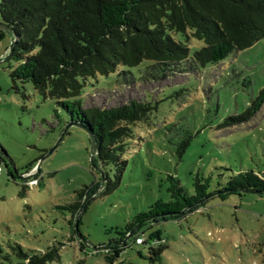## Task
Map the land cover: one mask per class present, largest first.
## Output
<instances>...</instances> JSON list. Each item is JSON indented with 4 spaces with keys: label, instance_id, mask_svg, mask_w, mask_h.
<instances>
[{
    "label": "rangeland",
    "instance_id": "374dc122",
    "mask_svg": "<svg viewBox=\"0 0 264 264\" xmlns=\"http://www.w3.org/2000/svg\"><path fill=\"white\" fill-rule=\"evenodd\" d=\"M9 43L5 35L0 58ZM202 45L192 40L189 48L193 52ZM10 71L0 62V148L26 179L9 178L8 161L0 153V264H25L19 248L33 255L51 246L59 249V260L50 264H105L104 254L110 252L114 257L108 264H264V196L255 194L211 200L176 221L143 229L145 237L157 231L165 240L156 260L150 259L149 245L135 246L133 240L131 248L122 249L116 236L106 233L156 200L168 201V175L189 192L196 176L210 177L213 189L240 171L264 175V98L248 110L264 88V39L217 65L202 68L189 59L160 67L146 61L89 79L80 97L83 108L130 101L152 105L149 120L135 128L118 185L107 194L99 189L88 134L76 126L41 161L39 172L34 170L68 118L30 83H14ZM28 166L32 170L26 171ZM33 179L42 187L28 186ZM85 188L78 229L94 249L69 240L72 215L58 208L75 202Z\"/></svg>",
    "mask_w": 264,
    "mask_h": 264
},
{
    "label": "trees",
    "instance_id": "16d2710c",
    "mask_svg": "<svg viewBox=\"0 0 264 264\" xmlns=\"http://www.w3.org/2000/svg\"><path fill=\"white\" fill-rule=\"evenodd\" d=\"M0 22L14 36L11 52L7 49L0 62L8 64L14 83H30L65 111L67 125L94 137L105 176L102 194H107L118 185L128 165L126 157L131 153L135 128L149 120L152 105L130 101L113 108H83L80 97L86 82L97 76L107 77L122 67L137 68L146 61L160 67L189 59L202 68L217 65L230 54L264 39V0H0ZM4 37L0 32V42ZM192 40L201 42L202 47L191 52ZM263 98L264 88L248 110ZM0 153L6 157L2 148ZM8 176L15 180L10 169ZM166 180L168 201L156 200L122 227L106 231L113 233L120 244L127 240L120 248H131L129 242L141 235L143 244L139 246L149 245L150 259H159L166 248L165 240L157 231L145 237L143 229L176 221L211 200L224 201L231 195L244 194L264 196V175L252 170L227 177L213 189L210 177L196 176L191 192L174 176L168 175ZM25 188H21L20 197H24ZM86 190L79 191L72 204L58 207L72 215L68 221L70 241H77L76 233L83 238L75 224L85 210L87 200H81ZM79 224L80 218L77 228ZM18 250L25 264L59 260V249L54 246L33 255ZM113 253L104 254L105 264L112 260Z\"/></svg>",
    "mask_w": 264,
    "mask_h": 264
},
{
    "label": "water",
    "instance_id": "95a60500",
    "mask_svg": "<svg viewBox=\"0 0 264 264\" xmlns=\"http://www.w3.org/2000/svg\"><path fill=\"white\" fill-rule=\"evenodd\" d=\"M0 32H2L4 35H7L9 37V40H10V43H9V53L11 52L12 50V47H13V44H14V36L11 32V30L3 25L1 22H0ZM71 125H67L66 127H64V129L62 130L60 136L58 137L56 143L54 144V146L51 148V150L42 158L39 160L37 166L35 167L34 170H36L38 172V169H39V166H40V163L43 159H45L48 155H50L56 148L57 146L60 144L61 140H62V137L66 134V132L68 131L69 127ZM88 137H89V142H90V156H91V161L95 160V164L93 166V168L96 170V172L98 173L99 175V180H100V187L99 189H103L104 186H105V176L103 174V171L101 169V166H100V163H99V160H98V156H97V149H96V142H95V139L94 137L88 133ZM5 157V156H4ZM8 161V167L10 169V171L12 172L14 178L16 180H21V179H26V177H23V176H20V175H17L18 173L16 172L13 164L11 163V161L5 157ZM83 210L81 211V213L77 216V219H76V224H75V229H78L77 228V221L79 220L81 214H82ZM76 239L79 243H81L84 247H86L88 249V247L90 246L89 243L87 241H85L83 238H81V236L76 233ZM127 240L125 239L122 244H124ZM91 249H94L96 247H91Z\"/></svg>",
    "mask_w": 264,
    "mask_h": 264
},
{
    "label": "built area",
    "instance_id": "2783aa9c",
    "mask_svg": "<svg viewBox=\"0 0 264 264\" xmlns=\"http://www.w3.org/2000/svg\"><path fill=\"white\" fill-rule=\"evenodd\" d=\"M2 171L0 170V173H1ZM37 179H33V180H31V181H29L27 184H28V186H36L37 185ZM134 243H135V245L137 246H139L140 245V243H143V237L141 236V235H137L135 238H134Z\"/></svg>",
    "mask_w": 264,
    "mask_h": 264
},
{
    "label": "crops",
    "instance_id": "0c3cea01",
    "mask_svg": "<svg viewBox=\"0 0 264 264\" xmlns=\"http://www.w3.org/2000/svg\"><path fill=\"white\" fill-rule=\"evenodd\" d=\"M1 174V173H0Z\"/></svg>",
    "mask_w": 264,
    "mask_h": 264
}]
</instances>
